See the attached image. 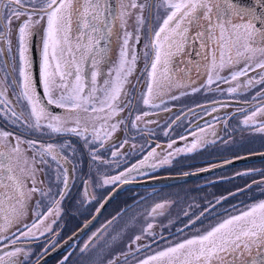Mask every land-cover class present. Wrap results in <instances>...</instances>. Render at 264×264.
I'll list each match as a JSON object with an SVG mask.
<instances>
[{
	"label": "rangeland",
	"instance_id": "obj_1",
	"mask_svg": "<svg viewBox=\"0 0 264 264\" xmlns=\"http://www.w3.org/2000/svg\"><path fill=\"white\" fill-rule=\"evenodd\" d=\"M145 7L142 11L144 25L139 31V42H135L137 35V16L141 14L140 8H131V0H118V7L128 5V15L124 17L126 25L122 26L118 13L114 18L106 13V24L111 28L112 35L102 45L106 48L107 60L102 71L107 73L114 68L119 58V51L125 31L132 34L129 41V58L132 49H135L138 59L132 74L128 77L123 92L119 98V106L123 109L118 115L107 121L110 130L111 124H118L116 131L105 138L103 147L84 144L81 137L71 134L63 136L43 131L29 130L19 123L13 124L3 115L6 111L0 105V131H8L19 136L24 143L20 145V154L14 161V175L25 185V191L33 187L32 178L28 175V163H32L33 150L26 143L28 140L38 141L42 144L60 145L70 143L72 148L65 149L62 155L67 156V162L60 163L47 157L48 164H35V187L39 192L31 194L26 204V215L0 233L6 235L7 242L21 235L24 225L32 224L36 219V212L45 214L47 208L52 206L48 196L42 197L40 192L48 193L51 189V198L60 199L58 191L63 189L61 173L67 169L69 187L67 195L60 204V214L54 213L43 219L44 226L51 230L43 235L37 233L34 240L41 241L36 249L33 259L29 260L31 249L20 252L17 264H33L37 257L47 253L44 247L45 240L50 241L51 250L65 238L75 232L99 208L109 193L123 180H139L147 177L182 174L205 169L230 159L246 154L264 152V133L256 131L260 124H264V112L255 117L256 125H245L243 120L257 108L264 107V84L256 83L253 87H245L250 78L260 79L264 70L256 68L247 75L233 81L230 73L245 66L241 58L240 63L226 65L223 70L213 71L212 84H208L209 60L214 41H207L208 47L197 60L191 59V41H189L183 54H178L172 61L174 79L170 87L160 88L159 95L154 90L151 103L143 104V95L147 91L148 75L150 70L146 67L145 45L149 35V28H157L162 21L165 11L154 5L160 0H136ZM83 3V0H81ZM34 17L33 19H37ZM13 17L10 24L11 50L8 44L0 40V91L7 89L6 97L10 107L21 115L22 120L29 121L27 107L23 102H18L14 94L12 80H18L19 62L17 57V34L22 20ZM239 22V21H237ZM4 28L0 25V31ZM37 51L40 66V37L43 35V26L37 25ZM206 31V29L193 28L192 33ZM206 38L199 39L200 43ZM227 59V51L224 53ZM150 60V57H149ZM259 61H264V56L256 54L251 62L253 67ZM91 66H86L90 73ZM217 75L224 79H217ZM7 78V80H6ZM105 76L98 77V85H103ZM136 86V87H134ZM230 87H237L236 92L230 93ZM197 89V91H193ZM18 92L19 88L16 87ZM177 97V99H172ZM131 101V103H129ZM128 105L125 107V105ZM147 112V116L143 113ZM86 115V114H84ZM101 116L104 113H100ZM142 119L136 121V116ZM121 121H123L121 123ZM133 122L136 126L133 127ZM89 132L86 135L91 139L92 127L100 128L104 120H87ZM68 127L74 126L72 123ZM215 133V135L213 134ZM183 137V139L181 138ZM203 139L205 143L192 152L176 153V149H186L197 140ZM172 144L171 148L168 145ZM16 141L9 137V142L0 141V150L11 151ZM155 150V155L149 157V152ZM100 157L93 160V152ZM117 156L113 157L112 152ZM169 153L171 163L161 166L160 160ZM148 157L146 166L157 167L145 173H131L123 176L121 181L114 184H105V179H110L121 173L126 174L134 164ZM244 173H248L244 175ZM138 175V176H135ZM240 175L238 178L230 179ZM58 176L60 177L58 179ZM5 182L6 179H5ZM264 201V160L247 163L229 168L213 175L187 182L184 184L163 187H128L108 206L99 222L87 234L76 241L68 250L63 251L53 259L51 264H65L64 257H68L67 264H141V262L157 252L203 234L211 226L219 223L230 215H237L249 206ZM157 204H163L162 209L153 213L152 209ZM203 213V215H201ZM199 217V219H197ZM113 220L112 223H108ZM55 221V222H53ZM108 227L94 242L88 244L103 225ZM152 228L148 229V225ZM21 230V231H22ZM177 230L180 232L176 233ZM35 231V230H34ZM136 236H141L135 241ZM29 239V238H28ZM12 243V242H11ZM85 244L88 247L85 249ZM17 248L8 250L14 252ZM84 249L83 251H81ZM25 252L28 253L25 256ZM4 258H8L5 254ZM27 262V263H26Z\"/></svg>",
	"mask_w": 264,
	"mask_h": 264
},
{
	"label": "snow or ice",
	"instance_id": "obj_2",
	"mask_svg": "<svg viewBox=\"0 0 264 264\" xmlns=\"http://www.w3.org/2000/svg\"><path fill=\"white\" fill-rule=\"evenodd\" d=\"M154 6L163 8L165 15L157 28L150 27L148 30L144 55L146 67L150 70L147 72V91L143 95L144 105L151 103L154 90L159 95L160 88L170 87L173 80L178 79L174 77L172 61L175 56L184 53L189 41L206 38L201 43L204 48L208 47L207 41H214L212 54L210 58L206 57L209 60V85L214 82L213 71L218 72L226 65L238 64L241 58L246 62L245 66L231 72V80L236 81L256 68L264 70V61L256 63L254 67L251 63L257 53L264 56V28H258L256 23L264 24V0H253V4L247 6L236 0H160V3ZM127 7L128 5H124L117 9L122 26L126 25L124 17L128 15ZM130 7L141 9V14L137 16L135 36V42L138 43L140 28L145 23L142 16L145 5L131 0ZM106 13H109L108 0H83V3L81 0H0V25L4 28L0 31V40L8 44L9 51L12 19L26 17L20 23L17 34L18 80L14 79L10 83L17 101L23 102L27 107L31 122L22 120L21 115L9 106L6 88L0 91V105H4L6 109L3 112L5 117L13 124L19 123L29 130L47 129L50 133L60 136L71 134L81 137L86 146L99 143L103 147L105 138L110 137L119 125L111 124L110 130L104 131L103 135L101 129L106 128L107 121L123 110L118 101L138 59L135 49H132L129 58V41L132 34L125 31L117 64L107 73L102 71L107 60V50L102 42L112 35L111 28L106 24ZM34 17L38 18L33 19ZM37 25L43 26L38 82L33 77L31 57L32 44L37 36L33 29ZM194 27L206 31L193 34ZM225 51L228 53L227 59ZM88 65L91 66L90 73L86 71ZM101 75L105 76V79L103 85H98V77ZM217 79L228 78L217 75ZM256 83L264 84V74L259 80L254 77L248 79L244 86L253 87ZM38 85L39 89H42V95L38 91ZM16 87L19 88L18 92L15 91ZM237 90V87H230L228 92ZM49 105L61 109L62 113L52 112ZM127 106L126 104L125 107ZM260 112H264V107L257 108L247 115L243 123L255 127V117ZM100 113L104 115L101 116ZM147 115V112L143 113V116ZM89 119L105 121L100 128L92 127L91 139L86 135L89 132L86 121ZM135 119L139 121L142 116L137 115ZM69 123L74 126L68 127ZM135 126L133 122V127ZM256 131L264 133V124H260ZM9 137L16 141L15 147L11 151L0 150V233L7 231L14 222L26 215L27 200L32 193L40 191L35 187V164H48L47 157L57 163L61 160L67 162V156L62 153L65 149L72 148L70 143L45 145L34 140L26 141L34 155L31 164L25 159L28 175L33 183V187L25 191L24 183L13 174L14 161L18 159L20 145L25 141L13 133L0 131V141L9 142ZM204 143L203 139L197 140L186 149H176V153L192 152ZM171 147L172 144H169L168 148ZM117 155L116 151L112 152L113 157ZM154 155L155 150L148 154L149 157ZM171 156L173 153L161 159L160 165L171 163ZM92 159H100L95 151ZM147 159L148 157L134 164L128 172L143 167ZM124 175L121 173L105 179L104 183L114 184L121 181ZM61 176L63 189L57 193L60 199L51 198V189L48 193L40 192L42 197H50L52 206L47 208L45 214L36 212L37 219L31 225H24L27 231L21 232V235L25 238H37V233L43 235L51 230L50 226H41L43 219L48 215L60 214V204L69 187L66 168ZM122 182L126 183L127 180ZM163 207V204H157L152 212L155 214ZM152 227V224L148 225V229ZM140 239L141 236H136L133 242ZM84 247L86 249L88 245L85 244ZM22 251L23 249L17 248L14 252L5 253L8 259L0 256V264H15L13 257ZM27 255L25 252V256ZM64 260H68V257H64ZM109 264L114 262L110 261ZM141 264H264V201L249 206L237 215L228 216L203 234L157 252Z\"/></svg>",
	"mask_w": 264,
	"mask_h": 264
},
{
	"label": "water",
	"instance_id": "obj_3",
	"mask_svg": "<svg viewBox=\"0 0 264 264\" xmlns=\"http://www.w3.org/2000/svg\"><path fill=\"white\" fill-rule=\"evenodd\" d=\"M236 2L243 4V5H252L253 0H236ZM110 5V15L112 18L116 16L117 11V0H109ZM258 28H264V24H261L260 22H256ZM37 33V32H35ZM200 48L198 45V41H192V59L197 60L199 57ZM31 57L33 61V77L34 80L37 82L39 81V58H38V51H37V36L35 37L32 48H31ZM38 91L41 92L42 95V89H39L38 85ZM49 109L54 113H60L62 110L59 108H56L55 106H48ZM264 160V152H256L252 154H246L243 156H240L238 158L230 159L228 161H225L223 163L205 168V171L197 170L182 174H167V175H159V176H153V177H147L144 179L139 180H127L126 183L121 182L118 184L105 198V200L102 202V204L99 206V211H96L88 220H86L75 232H73L71 235H69L67 238H65L62 242L57 244L55 247H53L51 250H49L47 253H45L43 256H41L34 264H48L50 261H52L55 257H57L59 254H61L63 251H65L68 247H70L73 243H75L77 240L82 238L85 234H87L94 226L97 224L105 210L108 208V206L118 197V195L125 190L128 187H163V186H172V185H178V184H184L187 182H191L194 180H198L210 175H213L217 172L237 167L240 165H244L247 163L252 162H258ZM240 175H236L231 177L230 179L238 178ZM97 209V210H98ZM107 225H104L101 227L98 232L93 236V238L88 242V244H91L95 241V239L102 234V232L106 229Z\"/></svg>",
	"mask_w": 264,
	"mask_h": 264
},
{
	"label": "flooded vegetation",
	"instance_id": "obj_4",
	"mask_svg": "<svg viewBox=\"0 0 264 264\" xmlns=\"http://www.w3.org/2000/svg\"><path fill=\"white\" fill-rule=\"evenodd\" d=\"M117 5H118V0H117ZM198 41V45H199V48H200V55H199V57L201 56V55H203V53L205 52L204 50H205V48L204 47H201V43H200V41H199V39L197 40ZM198 57V58H199ZM191 59H192V41H191ZM193 60V59H192ZM259 62H262V61H259ZM258 62V63H259ZM98 83V82H97ZM60 113H62V111L60 112ZM63 162H64V160H62ZM153 169H157V167L155 166V167H151V166H146V165H144L143 167H141V168H137V170L136 171H138V172H136V173H145V171H150V170H153ZM131 173H135V171L134 172H131ZM131 173H129L128 171L126 172V174H125V176L127 177V176H131L130 174ZM135 173V174H136ZM139 175H141V174H139ZM135 176H138V175H135ZM99 222V221H98ZM113 222V220H111L110 222H108V223H112ZM31 225V224H30ZM105 225V224H104ZM103 225V226H104ZM108 225L109 224H107V227H108ZM106 227V228H107ZM22 230V229H21ZM20 230V232H24V231H27V229L25 228V227H23V230L21 231ZM178 232H180L179 230H177V232L176 233H178ZM7 237H6V235H3V236H0V256H3L8 250H10V249H13V248H21V249H23V251L24 250H27V249H31L32 250V253L30 254V256H29V260L28 261H30L31 259H33V257H34V255H35V252H36V249H38L39 247V243L41 242V241H38V240H34V239H32V238H25L24 236H22V235H20V236H18V237H16L14 240H11L10 242H7V239H6ZM13 241H15V243H13ZM12 242V243H11ZM43 245H44V247H47L46 249H47V251H49L50 249H49V245H50V241H49V239L48 240H45L44 242H43ZM69 249V248H68ZM67 249V250H68ZM22 251V252H23ZM41 256H39V257H37V259L35 260V262L40 258ZM17 258L18 257H13V259H14V261H15V264H17ZM8 258H6L5 260H7ZM35 262H33V264L35 263ZM53 262V260L52 261H50L48 264H51ZM27 263V262H26ZM54 263V262H53ZM31 264V263H30ZM65 264H67V260H66V262H65Z\"/></svg>",
	"mask_w": 264,
	"mask_h": 264
}]
</instances>
